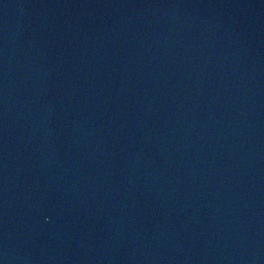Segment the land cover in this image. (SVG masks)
<instances>
[{
	"label": "water",
	"instance_id": "95a60500",
	"mask_svg": "<svg viewBox=\"0 0 264 264\" xmlns=\"http://www.w3.org/2000/svg\"><path fill=\"white\" fill-rule=\"evenodd\" d=\"M0 264H264V0H0Z\"/></svg>",
	"mask_w": 264,
	"mask_h": 264
}]
</instances>
